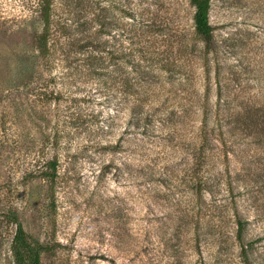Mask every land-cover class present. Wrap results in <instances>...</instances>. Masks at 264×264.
Segmentation results:
<instances>
[{
  "label": "rangeland",
  "instance_id": "1",
  "mask_svg": "<svg viewBox=\"0 0 264 264\" xmlns=\"http://www.w3.org/2000/svg\"><path fill=\"white\" fill-rule=\"evenodd\" d=\"M40 2L0 0V264L13 212L41 264H264V136L216 117L264 112V0H210L209 47L190 0H54L45 57Z\"/></svg>",
  "mask_w": 264,
  "mask_h": 264
},
{
  "label": "trees",
  "instance_id": "2",
  "mask_svg": "<svg viewBox=\"0 0 264 264\" xmlns=\"http://www.w3.org/2000/svg\"><path fill=\"white\" fill-rule=\"evenodd\" d=\"M84 2V0H80V2ZM190 4L194 7V12H193V26L195 29L196 34L205 42V44L209 47L212 42V27L209 23V9H210V0H190ZM79 5H82L79 3ZM86 7H88V4L86 3ZM53 8H54V0H41L40 5H39V19L43 23V28L41 32L37 35L36 37V44L37 48L39 51V54L42 57L47 56L48 54H52L53 52V47H54V38L56 37L57 33L55 29H53ZM52 50V52H51ZM209 49L206 47L205 52L207 53ZM205 53V54H206ZM202 66L204 69V80L207 79L208 73L210 71V65H209V60L207 57L203 58L202 61ZM208 84V82H207ZM206 92H208L209 87L206 86ZM223 91L221 86L218 87L217 89V98H218V103L219 100L223 99L221 97ZM220 105V103H219ZM201 106H202V124L199 126L198 131H197V138H201V143L200 146L202 148L204 146H210L215 145L214 139L215 136L211 133L214 132V129L216 126L220 125H215L212 126V128H209V121L211 118V113L210 109L211 107L209 106L208 99L207 97H203L201 100ZM228 106V105H227ZM210 108V109H209ZM198 110V108H197ZM218 109V115L216 117L218 118V122L220 119L225 123L230 125L232 122V118L236 119V121L240 122L238 125L239 127H232L234 132L233 134L237 131L240 130L241 132L244 133V136H252V138H257L260 141V136H264V112H261L259 116L254 117L253 114L249 112H245L243 110H235V108H228V109H221L219 111ZM259 111V109H256V112ZM256 115V113H254ZM254 119H253V118ZM262 117L261 120L259 118ZM251 119V120H250ZM262 125L260 126V124ZM213 131V132H212ZM215 133V132H214ZM224 135H222L223 138ZM214 138V139H213ZM218 138L221 142H223V145L228 142L226 139ZM216 142V141H215ZM11 220L15 223L16 228H15V233L13 235L11 244H10V250L12 257L14 259L15 264H41L40 260V253L43 250V246L41 244H38L34 241H32L27 232L25 231L22 223L19 221L18 217L15 215V212H13L11 216ZM237 237H241V229H242V222L237 220Z\"/></svg>",
  "mask_w": 264,
  "mask_h": 264
}]
</instances>
